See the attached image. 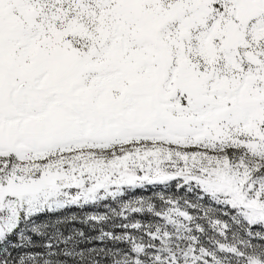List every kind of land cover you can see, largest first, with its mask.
Wrapping results in <instances>:
<instances>
[{
    "label": "snow or ice",
    "instance_id": "1",
    "mask_svg": "<svg viewBox=\"0 0 264 264\" xmlns=\"http://www.w3.org/2000/svg\"><path fill=\"white\" fill-rule=\"evenodd\" d=\"M147 185L95 264H264V0H0V243Z\"/></svg>",
    "mask_w": 264,
    "mask_h": 264
},
{
    "label": "rangeland",
    "instance_id": "2",
    "mask_svg": "<svg viewBox=\"0 0 264 264\" xmlns=\"http://www.w3.org/2000/svg\"><path fill=\"white\" fill-rule=\"evenodd\" d=\"M123 195L115 200L108 197L99 200L96 204H86L82 207H67L64 209H45L39 215L33 217L34 223L27 226L24 232L8 237L12 247L9 249L8 241L0 243V255H9L21 259V264H95L100 259L102 249L105 246L96 241L99 232H90L87 227L79 223L65 224V220L73 213L83 216L85 213L107 211L106 205L118 209L119 205L134 198H153L157 194L166 193L163 186H140L135 188H124ZM174 191V189H172ZM156 203H159L157 200ZM23 227V226H22ZM83 228L86 234L93 237V243L82 242L76 236L78 229ZM113 246L109 244L108 249ZM115 247L126 248L125 245ZM107 249H105V252ZM9 264H15L10 261ZM107 264V261H105Z\"/></svg>",
    "mask_w": 264,
    "mask_h": 264
}]
</instances>
